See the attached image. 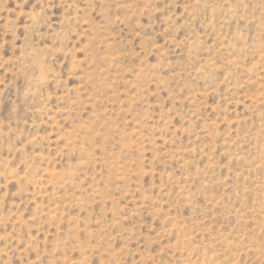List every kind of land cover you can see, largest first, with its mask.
<instances>
[{"label": "rangeland", "instance_id": "1", "mask_svg": "<svg viewBox=\"0 0 264 264\" xmlns=\"http://www.w3.org/2000/svg\"><path fill=\"white\" fill-rule=\"evenodd\" d=\"M0 264H264V0H0Z\"/></svg>", "mask_w": 264, "mask_h": 264}]
</instances>
